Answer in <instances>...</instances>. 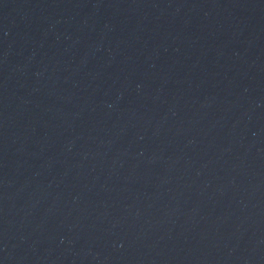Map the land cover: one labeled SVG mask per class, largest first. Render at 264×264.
I'll use <instances>...</instances> for the list:
<instances>
[{
	"label": "water",
	"instance_id": "obj_1",
	"mask_svg": "<svg viewBox=\"0 0 264 264\" xmlns=\"http://www.w3.org/2000/svg\"><path fill=\"white\" fill-rule=\"evenodd\" d=\"M0 264H264V0H0Z\"/></svg>",
	"mask_w": 264,
	"mask_h": 264
}]
</instances>
